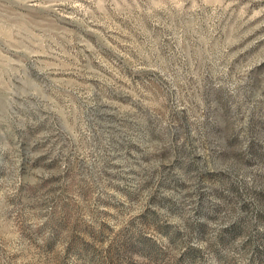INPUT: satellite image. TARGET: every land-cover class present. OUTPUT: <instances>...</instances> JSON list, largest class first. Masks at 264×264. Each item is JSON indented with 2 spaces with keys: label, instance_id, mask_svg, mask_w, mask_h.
<instances>
[{
  "label": "rangeland",
  "instance_id": "374dc122",
  "mask_svg": "<svg viewBox=\"0 0 264 264\" xmlns=\"http://www.w3.org/2000/svg\"><path fill=\"white\" fill-rule=\"evenodd\" d=\"M0 264H264V0H0Z\"/></svg>",
  "mask_w": 264,
  "mask_h": 264
}]
</instances>
